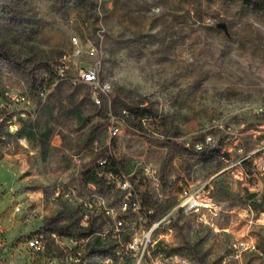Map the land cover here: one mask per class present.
Masks as SVG:
<instances>
[{
  "label": "rangeland",
  "instance_id": "1",
  "mask_svg": "<svg viewBox=\"0 0 264 264\" xmlns=\"http://www.w3.org/2000/svg\"><path fill=\"white\" fill-rule=\"evenodd\" d=\"M84 1L0 0V102L26 96L13 104L24 114L16 122L35 129L1 148L0 264H47L25 245L42 230L60 245L100 232L106 237L85 243L102 246L115 240L117 222L126 244L168 214L150 237L168 261L264 264V16L224 0ZM90 65L110 84L99 104L79 77ZM42 84L43 100L31 91ZM128 106L150 108L156 120L130 131L119 119ZM206 138L220 156L191 157ZM111 153L130 188L120 179L86 185L82 174ZM141 180L151 208L133 209ZM186 186L217 215L184 214Z\"/></svg>",
  "mask_w": 264,
  "mask_h": 264
},
{
  "label": "built area",
  "instance_id": "2",
  "mask_svg": "<svg viewBox=\"0 0 264 264\" xmlns=\"http://www.w3.org/2000/svg\"><path fill=\"white\" fill-rule=\"evenodd\" d=\"M74 45H77V40L73 39ZM79 53V51L77 52ZM60 73V72H58ZM80 81L84 84H88L92 87L93 92L97 95L94 98V102L99 104L98 97L105 96L108 98L110 92V84L102 82L99 77L98 67L96 65L85 68L79 73ZM47 91L40 90L39 97L43 100L46 97ZM9 104L0 102V160H1V148L6 142L7 137H16L22 126L23 121L16 122V119L19 116L24 114L18 113L14 110L13 104L26 103V96H8ZM28 103V102H27ZM118 129L112 127L111 135L115 136ZM20 143L26 142L25 139H19ZM215 141L211 138H206L201 142V145L196 147V150H207L215 147ZM104 160L98 162L99 166H102ZM154 173V170L152 172ZM153 177V175H152ZM122 180H119V185H122L123 188H130L128 183ZM91 186V185H89ZM92 188L96 189L94 186ZM134 193V192H133ZM135 194V193H134ZM136 195V194H135ZM179 209H182L184 214H190L197 218L204 216H213L215 217L219 212L218 207L214 203L207 201L200 195V190L191 186L182 187L179 190L178 194ZM141 200L136 197L132 198L131 205L133 209H138L140 207ZM17 211H20V207H16ZM171 214L166 215L164 218L155 223L148 233L143 237L136 239H130L126 244L118 243L120 240V234H117L118 224L116 222V229L112 232L115 234V240L109 242L106 245L102 246H91L87 243L88 238L95 237V239L100 240V237H106L100 232H92L89 235L81 236L80 238L64 239L66 244L60 245L58 239L60 236L54 232H46L44 230L36 233L33 236H29L25 245L26 248L32 250L41 255H49L47 258V264H185V259L178 258V262L168 261L170 257L160 256L159 252H162L160 248H156L153 241H150L152 234L159 228V226L170 217ZM121 225V222H118ZM1 229V225H0ZM119 233V232H118ZM151 233V235H150ZM98 235V236H97ZM100 236V237H99ZM102 238V239H104ZM50 239V241H48ZM239 247L242 250H253L254 245L250 246L245 243H240ZM82 249V250H81ZM94 256V257H93ZM159 258L156 261L152 259ZM176 257V256H175ZM92 259H96L92 262Z\"/></svg>",
  "mask_w": 264,
  "mask_h": 264
},
{
  "label": "trees",
  "instance_id": "3",
  "mask_svg": "<svg viewBox=\"0 0 264 264\" xmlns=\"http://www.w3.org/2000/svg\"><path fill=\"white\" fill-rule=\"evenodd\" d=\"M77 5H84L85 6V1L84 0H73ZM230 4H238L240 7L248 11L254 16L261 17L264 16V0H224ZM58 69L56 71H52V74L54 76L58 75ZM60 78V76H57ZM31 91L35 93L36 96L39 97L40 90L47 91L49 86L47 84H42L41 87L39 86H31ZM109 112L114 118H118V112L115 108L109 107ZM119 119L123 120L124 126L130 130V131H135L139 132L143 128V124L146 121H155L156 120V115L150 108L146 107H138V106H128L124 109V114L119 117ZM18 135L20 136H25V137H33L35 135V129L31 125H23L19 132ZM46 136H43L42 139H46ZM189 155L193 158H198L204 162H207L211 160V158L218 157L220 156V149L214 147L211 149L207 150H195L194 152L189 153ZM102 160H104V163L102 166H99L97 163L94 167L86 170L81 178L82 181L86 185H91L94 186L96 189L101 188L103 186H108L110 185V180L111 179H120L122 180L125 175V167L122 164L120 160H118L112 153L109 154L107 157H103ZM252 166L249 167L248 172L251 173ZM141 191H144L145 194L141 195ZM140 200H143L145 198L146 200L148 199V190L146 189V182L145 180H141L138 182L136 185V188H134L133 191ZM142 206H147V208H151V206L147 203L144 204L141 201ZM47 232V231H46ZM48 232H53L48 230ZM93 231L89 230L88 232L82 234L83 236L91 234ZM71 237V236H70ZM47 255V254H46ZM45 255V256H46ZM49 255H47L48 257Z\"/></svg>",
  "mask_w": 264,
  "mask_h": 264
}]
</instances>
